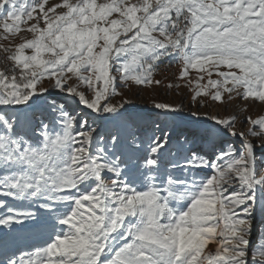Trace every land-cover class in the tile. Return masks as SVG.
Wrapping results in <instances>:
<instances>
[{
    "label": "snow or ice",
    "instance_id": "snow-or-ice-1",
    "mask_svg": "<svg viewBox=\"0 0 264 264\" xmlns=\"http://www.w3.org/2000/svg\"><path fill=\"white\" fill-rule=\"evenodd\" d=\"M168 57L199 107L264 103V0H0V264H264V115H132Z\"/></svg>",
    "mask_w": 264,
    "mask_h": 264
},
{
    "label": "rangeland",
    "instance_id": "rangeland-1",
    "mask_svg": "<svg viewBox=\"0 0 264 264\" xmlns=\"http://www.w3.org/2000/svg\"><path fill=\"white\" fill-rule=\"evenodd\" d=\"M59 2V0H50V3ZM28 38L31 34L26 32L21 33ZM166 59V58H164ZM164 59L162 61H164ZM162 61L159 62L162 63ZM180 66L176 72V77L178 76ZM195 74L193 73V76ZM173 73L171 74H159L156 72L154 78L161 80L160 85H153L152 88H139L133 86L131 90L123 89L124 99H127L129 103L125 107L129 108L132 115L139 116L144 121L148 122L153 119H156V111L153 108V104L156 102H164L175 106H183V111L181 113V119L178 120L177 128L179 130L188 129L191 127L198 126L194 123L197 118L189 115V105L191 104V110L198 111L201 114L209 113L211 115H216L221 118H235V126L238 132H245L247 134L249 127L251 125L247 122V117L251 116L253 119L259 118L264 115V103L254 102V101H243L239 97L234 99H228V94L224 95L223 102H214L210 98L207 99V107H199L197 102L190 100L191 89L187 88L182 81H177ZM215 78V76L213 77ZM180 83L181 87L177 88L175 86L169 88L167 85L169 83L175 85ZM47 95V94H46ZM58 101L61 100V97L64 95L62 93H53ZM51 99V97H50ZM201 98H198L200 100ZM119 100V97L116 98ZM75 107V105H73ZM83 107V106H80ZM204 120L203 115L199 118ZM208 122V121H205ZM220 140L226 141L235 145L237 148L240 147V140L237 137L227 136L220 138ZM219 142V141H218ZM207 151V147H205ZM257 163L258 165L264 163V155L257 153ZM264 239V216L257 213L255 219V226L252 236V244L255 246L260 240ZM42 241L33 240L30 244L39 245ZM29 245H25L28 247ZM209 248H214V245H209Z\"/></svg>",
    "mask_w": 264,
    "mask_h": 264
},
{
    "label": "built area",
    "instance_id": "built-area-1",
    "mask_svg": "<svg viewBox=\"0 0 264 264\" xmlns=\"http://www.w3.org/2000/svg\"><path fill=\"white\" fill-rule=\"evenodd\" d=\"M8 68H9V65L7 64V62H5L2 58H0V70L7 71ZM178 69H179L178 63L175 60H173L171 57H168L164 59L162 63L159 64L157 73L159 74L173 73V75L176 77V72L178 71Z\"/></svg>",
    "mask_w": 264,
    "mask_h": 264
}]
</instances>
